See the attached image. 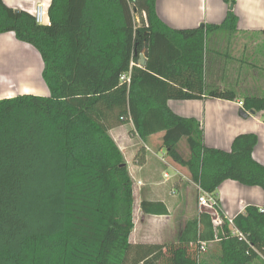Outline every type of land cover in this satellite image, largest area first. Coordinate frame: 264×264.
<instances>
[{
	"label": "trees",
	"instance_id": "trees-1",
	"mask_svg": "<svg viewBox=\"0 0 264 264\" xmlns=\"http://www.w3.org/2000/svg\"><path fill=\"white\" fill-rule=\"evenodd\" d=\"M228 1L221 24L176 29L157 16L156 0H52L50 24L0 0V33L37 49L50 91L0 99V264H264V208L255 205L232 222L218 209L219 226L200 212L163 246L133 244L135 182L110 133L126 118L144 143L163 133L166 156L187 169L198 201L200 189L215 194L228 179L264 188L257 134H238L230 151L209 147L202 123L169 105L194 99L172 94L171 80L189 69L203 78L206 35L236 30ZM143 50L147 64L137 65ZM128 73L130 82L121 79ZM207 96L237 92L215 87ZM243 99L246 113L264 111V96ZM136 160L145 164V148ZM140 207L169 214L161 200Z\"/></svg>",
	"mask_w": 264,
	"mask_h": 264
},
{
	"label": "crops",
	"instance_id": "crops-1",
	"mask_svg": "<svg viewBox=\"0 0 264 264\" xmlns=\"http://www.w3.org/2000/svg\"><path fill=\"white\" fill-rule=\"evenodd\" d=\"M4 2L14 9L25 10L33 15L38 6H42L43 24H50L48 10L52 0ZM230 6L228 0H156L155 11L172 28L192 29L202 24H221ZM233 9L239 17L234 32L216 30L206 35L203 78L199 79L189 69L171 80L172 94H188L194 99H170L169 105L177 114L195 117L202 123L205 143L209 147L230 151L238 134H257L259 141L253 151V158L264 165V111H248L247 117L240 115L243 107L240 102H243L245 96H264V0H237ZM254 35H258L261 41H251L250 38ZM228 36L230 41L223 42ZM43 66V59L34 46L18 40L14 32L0 33V99L20 94L49 95V88L42 77ZM215 87L232 88L237 92V98H209L207 91ZM177 108L187 109V113H179ZM119 127L113 128L110 133L124 152L123 146L114 136ZM159 134L162 143L163 133L153 135L150 140ZM122 142L127 144V138L121 139ZM149 145L145 143L146 162L144 165L138 164L141 169L151 162ZM138 151H135V155ZM151 171L149 169L147 174L152 173ZM131 175L133 177L132 172ZM141 181H137V187H140L138 190L143 187ZM176 181L180 182L179 179ZM214 195L219 200V211L230 222L235 216L245 212L249 205L264 208V188L261 186H249L228 179L217 188ZM145 199L161 200L168 206L165 198ZM168 209L170 211L169 206ZM200 212L201 207L198 205L194 217Z\"/></svg>",
	"mask_w": 264,
	"mask_h": 264
},
{
	"label": "rangeland",
	"instance_id": "rangeland-1",
	"mask_svg": "<svg viewBox=\"0 0 264 264\" xmlns=\"http://www.w3.org/2000/svg\"><path fill=\"white\" fill-rule=\"evenodd\" d=\"M257 36H252L250 40L261 41ZM224 39L223 42L230 41L229 36ZM261 47L263 48V43ZM182 108H177L179 113H187V109L182 110ZM126 120L127 123L117 128L118 131L114 136L124 148L135 182V229L131 235V241L133 244L163 246L176 240L185 221L195 216L199 205L196 197L198 187L184 168L166 156L165 149L160 145V134L147 142L150 144L148 147L151 150L148 151L150 164L143 169L139 168L135 151L141 148L146 150L147 147L134 131L133 124L129 123L130 118H126ZM126 138L127 144L124 145V142L121 143V139L125 140ZM182 150L188 151L185 141L182 144ZM149 169L152 170V173L147 174ZM165 172L170 173L173 177L170 180L167 179L164 175ZM145 178L148 179L149 184L148 181H141V179L145 180ZM177 179L180 182L176 181ZM137 181H141L143 186L139 190L138 188L140 187H137ZM145 198H165L170 208L169 214L164 216L145 214L140 207L142 199Z\"/></svg>",
	"mask_w": 264,
	"mask_h": 264
},
{
	"label": "built area",
	"instance_id": "built-area-1",
	"mask_svg": "<svg viewBox=\"0 0 264 264\" xmlns=\"http://www.w3.org/2000/svg\"><path fill=\"white\" fill-rule=\"evenodd\" d=\"M233 1H237V0H233ZM44 14H43V7L42 6H38L37 10H36V14H35V18L37 20L38 23L43 24L44 23V18H43ZM132 64H136L134 62H132ZM137 65H140L139 61L137 63ZM122 80H126L127 82H130V74H123L121 76ZM240 104L243 106V102L241 101ZM165 177L167 179H171L172 176L166 172ZM198 187V186H197ZM199 206L200 207H208L211 208L213 210L216 211V217L213 218V222L215 224V226H219L223 223V218L220 216L218 209H219V202L217 201L216 197L214 194L203 191L200 189V195H199ZM202 250L206 251L207 250V244L206 242L202 243Z\"/></svg>",
	"mask_w": 264,
	"mask_h": 264
},
{
	"label": "water",
	"instance_id": "water-1",
	"mask_svg": "<svg viewBox=\"0 0 264 264\" xmlns=\"http://www.w3.org/2000/svg\"><path fill=\"white\" fill-rule=\"evenodd\" d=\"M233 7V6H232ZM18 11V10H17ZM139 63L140 65L144 66L147 64V59H146V55H145V51L144 52H141L140 53V58H139ZM255 111L252 110L251 113H254ZM240 115L242 117H247L248 116V113H246L244 110H241L240 111ZM201 212H208L212 215L213 218L216 217V211L211 209V208H208V207H201Z\"/></svg>",
	"mask_w": 264,
	"mask_h": 264
}]
</instances>
